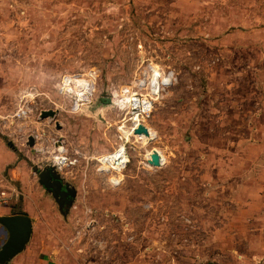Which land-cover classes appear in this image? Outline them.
Masks as SVG:
<instances>
[{
	"label": "rangeland",
	"instance_id": "rangeland-1",
	"mask_svg": "<svg viewBox=\"0 0 264 264\" xmlns=\"http://www.w3.org/2000/svg\"><path fill=\"white\" fill-rule=\"evenodd\" d=\"M161 71L175 82L141 118L150 135L127 140L134 95H147L140 81ZM74 74L95 76L78 110L60 92ZM51 109L56 118L42 119ZM123 142L126 168L99 171ZM61 154L76 189L66 218L39 182ZM263 176L264 0H0V188L20 191L0 213L35 222L10 264H198L212 250L253 264L237 236L264 226L235 204L246 203L244 181L251 204ZM91 218L99 228L86 240L77 233Z\"/></svg>",
	"mask_w": 264,
	"mask_h": 264
},
{
	"label": "built area",
	"instance_id": "built-area-1",
	"mask_svg": "<svg viewBox=\"0 0 264 264\" xmlns=\"http://www.w3.org/2000/svg\"><path fill=\"white\" fill-rule=\"evenodd\" d=\"M93 80H95V76L87 77L80 74L66 75L63 77L61 81L60 92L64 96L71 97V105L73 109L78 110L80 108V102L88 99L89 95L91 96L93 94L95 88ZM144 81H140L137 92L147 91V95L138 93H135L134 95L131 108V110L135 113V116L133 117L134 126L130 128V131L127 135L122 134L127 138V140L130 135L139 138L138 135L141 134H136L135 130L138 125L141 124V118H144V114L153 108L154 98L156 99L159 97L160 93L162 92L161 90L164 89V87L167 88L172 86L175 82V79L174 73L172 71H161L153 73L152 76L147 75ZM135 96H137V98H135ZM126 146L127 144L123 142L113 152L100 158L98 160V164H100L99 171L103 169V171L109 172L111 174L115 173L117 176L118 172H121V170L125 169L129 163V153ZM70 163L71 160H69V158H67L65 155L61 154L56 158V164L59 170H63L65 167L69 166ZM113 183L117 185L119 182L113 180ZM19 192L20 191L17 186L11 182H6V185L0 188V206H10L14 200L20 196ZM88 220L90 221H86V228L84 232L77 233L86 237V240L89 239L94 234L96 229L99 228L98 223H100L98 220L93 218ZM127 238H129V241L135 240L134 234H130L127 236ZM97 244L98 249L101 250L104 241L98 240Z\"/></svg>",
	"mask_w": 264,
	"mask_h": 264
},
{
	"label": "water",
	"instance_id": "water-1",
	"mask_svg": "<svg viewBox=\"0 0 264 264\" xmlns=\"http://www.w3.org/2000/svg\"><path fill=\"white\" fill-rule=\"evenodd\" d=\"M58 113L57 110L53 109L45 110L42 112L41 118H56ZM57 125L60 128V124ZM135 133L149 136L150 130L146 125L141 123L136 128ZM34 144V137H31L29 145L34 146ZM149 163L150 165L161 166L163 162L160 153L155 151ZM39 182L47 193L53 195L61 213L66 218L76 196V189L66 182L55 165L46 166L39 173ZM33 223L34 218L24 214H12L0 217V224L7 235V240L0 248V264L9 263L12 258L25 250L33 234Z\"/></svg>",
	"mask_w": 264,
	"mask_h": 264
},
{
	"label": "crops",
	"instance_id": "crops-1",
	"mask_svg": "<svg viewBox=\"0 0 264 264\" xmlns=\"http://www.w3.org/2000/svg\"><path fill=\"white\" fill-rule=\"evenodd\" d=\"M259 172L260 171L255 170V172L252 174L254 179L256 176L262 177V175L258 174ZM246 182L244 181V184H241L240 190L237 191V193H240L239 194L240 196H242V194H243L244 197L242 196L241 200L245 201L246 203L235 204L236 210H238L239 212L251 211V208L247 209L248 205L251 206L253 208V217L252 216L246 217V220L249 221L252 219L253 225L264 226V182H263V184L260 183V181H258V180L254 182V184L252 186L253 187L252 196H250V197H252V203L251 204H248L249 202L247 203V198H249V197H247L246 193H249L250 186L246 185ZM259 183H260V189L257 190V186ZM240 191H242V192H240ZM232 196H233V194H231V197ZM234 199H235V197H234ZM234 199H233V202L235 201ZM227 203L230 204L229 202H227ZM232 205H233L232 208H234V204H232ZM6 207H8V206H3V207L0 206V208H6ZM223 210H224L223 213H225L226 211H228V207L226 208L224 206ZM10 214H21V213H18V212L17 213H11V212L6 211L3 213H0V217L5 216V215H10ZM28 216H30V215H28ZM30 217H32V216H30ZM226 218H228V216ZM242 224H245V222H242ZM34 225H35V222L33 223V227H34ZM257 227H253V232H251V234H250L251 238H249L250 235L245 238L244 235L239 233V235L237 236L238 241H239V247H238L237 251H238V253L242 254V255H240L242 257H244L245 255L251 254V257L253 259L252 260L253 264H264V228L261 227L260 232H255L256 230H258ZM33 230H34V228H33ZM3 232L5 233V230H4L3 226L0 224V235ZM27 246H26V248H27ZM26 248L21 253L17 254L14 258H12V260L7 264L13 263L16 259H18V257L21 256L26 251ZM208 253L209 254H207V255L209 256V258L211 260H206V258H203L204 260L200 259L198 264H230L228 262V256L225 254L224 250H222V252L219 250H212V251H209ZM207 255H201V256L204 257ZM232 255H235V254L232 253ZM49 259H55V257L53 255H51ZM189 259L192 260L194 263L196 262L195 259H193V258H189ZM236 261H237L236 264H245V261L243 259H242V262L238 261V260H236ZM246 264H248V263H246Z\"/></svg>",
	"mask_w": 264,
	"mask_h": 264
},
{
	"label": "bare ground",
	"instance_id": "bare-ground-1",
	"mask_svg": "<svg viewBox=\"0 0 264 264\" xmlns=\"http://www.w3.org/2000/svg\"><path fill=\"white\" fill-rule=\"evenodd\" d=\"M58 149H59V150H61V151H63V150H62V146H61V145H60V146H58Z\"/></svg>",
	"mask_w": 264,
	"mask_h": 264
},
{
	"label": "trees",
	"instance_id": "trees-1",
	"mask_svg": "<svg viewBox=\"0 0 264 264\" xmlns=\"http://www.w3.org/2000/svg\"><path fill=\"white\" fill-rule=\"evenodd\" d=\"M18 213H21V214H23L22 212H18ZM24 215H27V214H25V213H24Z\"/></svg>",
	"mask_w": 264,
	"mask_h": 264
}]
</instances>
